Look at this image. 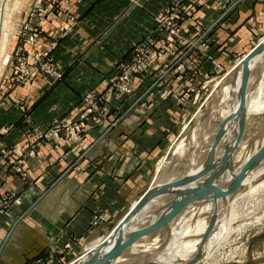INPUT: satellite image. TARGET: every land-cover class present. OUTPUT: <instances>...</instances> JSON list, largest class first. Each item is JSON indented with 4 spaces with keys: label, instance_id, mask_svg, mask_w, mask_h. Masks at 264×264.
Here are the masks:
<instances>
[{
    "label": "crops",
    "instance_id": "crops-1",
    "mask_svg": "<svg viewBox=\"0 0 264 264\" xmlns=\"http://www.w3.org/2000/svg\"><path fill=\"white\" fill-rule=\"evenodd\" d=\"M85 1L88 0L64 1L61 12L51 14L44 23L43 37L35 46L51 49L50 57L62 78L39 75L7 95L11 100L0 108V131L12 127L9 134L0 137L6 152L9 151L8 156L4 151L5 157L0 155V193L13 203L8 210L0 209V264L75 261L86 247L89 249L91 244L88 243L117 225L145 193L153 179L156 159L175 131L178 119L174 122L172 115L177 117V113L173 112V107L168 109L164 98L152 100L157 98L152 93L154 87L124 109L123 117L129 116L127 120L121 117L115 121L113 117L106 123L91 124L94 126L78 144L39 139L25 122L19 121L25 112L20 102L26 101L31 106L32 118L39 129H44L65 119L85 91L96 89L105 94L108 90L100 83L109 71L105 65L110 61L115 65L119 59L127 58L131 45L149 26L148 12L159 2L141 0L148 12L130 10L131 24L113 26L102 38L103 48L99 50L89 48L101 30L110 29L111 26L106 25L110 17L92 9L103 4L109 6L112 0H100L96 3L98 6L83 5ZM219 1L190 3L195 16L207 18L194 23L195 30L204 29L196 38L197 42L223 19L224 16L214 22L210 17L215 12L205 11L206 7L213 9ZM253 2L240 5L239 12L243 9L238 16L240 21L233 24L235 28L242 26L244 40L243 45L240 42L238 46L245 50L255 39L253 34L264 30V5L262 0ZM112 3L118 8L117 13L129 6L128 0ZM205 12H208L206 16ZM115 16L113 14L112 18ZM70 18L78 25L69 36L59 38L63 22ZM220 40L218 44L222 47L217 48L222 52L230 48L229 41L223 45L222 38ZM207 44L214 45L209 39ZM147 105L151 108L149 116L143 112Z\"/></svg>",
    "mask_w": 264,
    "mask_h": 264
},
{
    "label": "rangeland",
    "instance_id": "rangeland-1",
    "mask_svg": "<svg viewBox=\"0 0 264 264\" xmlns=\"http://www.w3.org/2000/svg\"><path fill=\"white\" fill-rule=\"evenodd\" d=\"M64 1L67 0H23L18 10L13 12L11 16L12 29L5 35L2 47L1 59L4 60L3 58L7 57L0 75V108L11 100L7 95L18 87L26 86L32 81L31 79L39 75L56 80L62 78L61 72L56 69L57 67L50 57L51 49H37L36 45L43 37L44 23L51 14L61 12ZM98 1L100 0H88L83 2L85 3L83 5H95ZM113 1L109 6L99 2L103 6L99 7L96 4L98 7H93L92 10H98L100 15L110 17L106 25L111 27L110 29L106 28L104 31L101 30L99 35L92 41L89 49L102 50V44L104 43L102 38L112 31L113 26L116 28L126 22L131 24L128 17L129 12L134 11V9L147 11L141 0H128L129 6L127 9L120 11L121 14H119L120 12L117 13L118 8L114 6ZM192 1L194 0H159L158 5L152 10L153 12L147 11L150 17L148 18L150 19V21L148 20L149 26L146 31H143L140 39L133 41V44L131 43L127 58L125 60L119 59L115 62V65L113 61L105 65L106 71H109L105 73L100 81L101 85L108 90L105 94L99 93L96 89L85 91L81 94L78 102L69 110L65 119L44 129H39L36 120L32 118L31 106L26 101L20 102V108L25 112L19 121L25 122L29 127V131L39 139H58L67 145L78 144L84 140V135L90 131V127L94 126L91 124L106 123L112 121L113 117L115 121L122 118V120H127L129 116L123 117L125 115L124 109L128 105L132 106L135 103L134 101L139 100L143 93L154 87L152 93L157 98H152V100L164 98L167 102L166 106L169 105L168 109L173 107V112L177 113L178 117L172 115L174 122L178 119L174 126L175 131L166 149L156 159L154 176L157 164L164 157L166 162L175 159L171 155V147L178 138L188 137L189 131L183 132V128L185 125L189 128L196 125L197 121L194 123L196 119L194 117L198 112H205V114L209 112V114L203 116L206 119L215 114L212 112L216 109L222 111L229 109V98L226 100L227 102L225 101L218 106L217 103L213 102L216 98L214 94L221 83L230 82V86L235 84L236 72L234 68L239 62H242L254 46L259 45L264 39V30H262L256 35L253 34L255 39L250 42V47L246 50L241 49L238 45L240 42L242 44L244 40L242 30H240L242 26L238 28L233 26V24L240 21L238 20L239 15L243 10L239 12L240 5L244 2L251 3L258 0H220L213 9L206 7L205 11L211 9L215 12L210 17L214 19V22L220 20L222 16H224L223 19L211 33L205 35L200 42H197L196 38L204 33V29H201V31L195 30L194 23L195 21L201 22L202 19L206 21L207 18L195 16L196 13L190 6ZM254 2L253 4H255ZM77 4L76 1L75 5ZM261 4L264 5V0ZM200 8L202 7L199 6ZM75 9H77L76 6ZM207 13L205 12V16ZM113 14L117 16L112 18ZM63 23L59 36L62 39L69 36L78 25V22L72 18ZM221 38L223 45H226L227 41L231 43L230 48L224 47V49H227L223 52L221 48H217L220 45L218 42L221 41ZM208 39L214 45L208 46ZM185 43L187 45L182 46ZM220 47L222 46L220 45ZM229 75L231 76L230 81L226 79ZM257 80V85H261L260 87H254L251 94L254 102H262L264 101V66ZM16 105L17 103L14 104V106ZM261 110V113L264 114L263 105ZM150 111L151 108L148 105L146 109H143L146 116H149ZM11 130V126L2 129L0 137L9 134ZM260 141H257L251 134H246L244 138L234 143L236 148H233V158L230 161L231 171H236L243 160L254 157L258 153ZM3 151L6 155L9 154V151L6 152L2 141H0V155L5 157ZM261 159L263 160L261 161ZM187 162L189 164L191 160ZM187 162H183L184 167H187ZM263 162L264 156L258 158L245 173L248 174ZM241 177H243L242 173H238L234 177V181H238ZM261 179L263 185L259 183ZM252 183L254 186L257 185L256 189L250 191L247 186L243 187L241 185L243 198H238L230 207L226 208V215L231 210L233 216L229 222L225 220L226 229L222 232L224 238L218 239L216 242V244L218 243L217 247L215 249L212 247L214 250L211 248L210 251L204 253L203 256H207V253L213 250L210 258H207L204 262L203 257H196L195 264H203V262L204 264H264V173L259 179H254ZM0 204H2L0 209L8 210L13 203L7 195L0 193ZM219 208L221 209V207ZM200 217L202 218V216ZM197 218L198 215L193 210L186 211L180 224L175 221L173 223L181 230L184 228L189 229L194 227ZM219 222L221 223V219L215 220L214 227ZM166 223H168L167 219ZM114 226L107 230L110 231ZM157 227H152L148 232L138 237L137 250L140 251L143 246L153 252L160 250L159 246H162V243L160 244L158 238L162 236L165 229L158 231ZM107 230L106 232H108ZM150 233L152 235L148 236ZM145 235L148 237H145ZM93 241L88 245L92 244ZM85 253H87V247L75 261L68 264H79L81 261L79 258H82L81 256ZM128 262L134 263L132 260Z\"/></svg>",
    "mask_w": 264,
    "mask_h": 264
},
{
    "label": "bare ground",
    "instance_id": "bare-ground-1",
    "mask_svg": "<svg viewBox=\"0 0 264 264\" xmlns=\"http://www.w3.org/2000/svg\"><path fill=\"white\" fill-rule=\"evenodd\" d=\"M22 1L0 0V75L7 57L1 59L5 35L11 31V16ZM258 46L260 52L245 62H239L234 68L235 84L230 86V82L223 81L225 83H221L214 94L216 98L213 102L218 106L229 98V109L211 111L215 114L206 119L203 116L209 112H198L196 117L193 116L196 125L191 128L185 125L183 128V132L189 131L188 137L178 138L171 147L170 152L175 159L170 162L164 161L165 157L160 159L149 187L152 192L162 187L165 191L152 196L121 227L117 223L111 231L97 238L87 253L79 258V264H195L196 257H203L204 262L210 258L218 245V239L224 238L222 232L226 229L225 220L229 222L233 216L231 210L226 215V208L242 197L241 185L247 186L250 191L256 189L257 185L254 186L252 182L264 173V162L252 169L251 173H245L255 163L253 159L257 154L243 160L236 171L230 169L236 148L234 143L246 134H251L257 141L261 140L260 150L264 148V114L261 113L264 101L254 102L251 94L254 87L261 85H257V78L264 66V39L254 48ZM226 79L230 81L231 76ZM217 137L219 140L215 143ZM188 160H191L189 164ZM183 162H187V167L183 166ZM238 173H242L243 177L234 181ZM180 180L187 182L170 187ZM259 183L262 184V179ZM192 210L198 215L194 227L183 230L177 228L173 221L180 224L186 211ZM220 219L221 223L214 227L215 220ZM210 225L207 237L203 239ZM155 226L158 231L165 229L158 238L162 243L160 250L153 252L146 246L137 250L138 237ZM211 248L213 250L203 256ZM130 260L134 263H129Z\"/></svg>",
    "mask_w": 264,
    "mask_h": 264
},
{
    "label": "water",
    "instance_id": "water-1",
    "mask_svg": "<svg viewBox=\"0 0 264 264\" xmlns=\"http://www.w3.org/2000/svg\"><path fill=\"white\" fill-rule=\"evenodd\" d=\"M260 52L259 46L256 48H253L242 60V62H245L246 60H249L254 54ZM219 140V137L216 138L215 143H217ZM264 156V148L261 149L257 155L254 157L253 161H256L258 158ZM207 170V169H206ZM205 172V170L203 171ZM187 181L185 180H180L177 181L175 183H173L170 187H177L179 185H183L185 184ZM167 190V189H166ZM165 191V188L162 187L160 189H158L155 192H152L150 187L147 189V191L139 198V200L137 201V203L127 211V213L124 215V217L120 220V222L118 223V226L121 227V225L127 220L129 219L131 216H133L136 212H138V210L154 195L156 194H160L162 192ZM119 227V228H120ZM211 225L209 226V228L207 229L203 239H205L207 237V232L209 231ZM110 256V255H109ZM109 256L107 258H109Z\"/></svg>",
    "mask_w": 264,
    "mask_h": 264
},
{
    "label": "built area",
    "instance_id": "built-area-1",
    "mask_svg": "<svg viewBox=\"0 0 264 264\" xmlns=\"http://www.w3.org/2000/svg\"><path fill=\"white\" fill-rule=\"evenodd\" d=\"M29 126H31V125H29ZM2 204H0V206H1Z\"/></svg>",
    "mask_w": 264,
    "mask_h": 264
}]
</instances>
